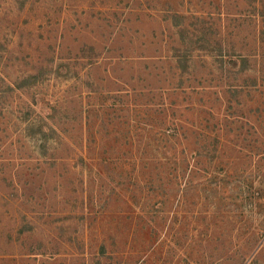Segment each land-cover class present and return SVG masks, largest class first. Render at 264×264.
<instances>
[{
	"label": "rangeland",
	"instance_id": "374dc122",
	"mask_svg": "<svg viewBox=\"0 0 264 264\" xmlns=\"http://www.w3.org/2000/svg\"><path fill=\"white\" fill-rule=\"evenodd\" d=\"M0 264H264V0H0Z\"/></svg>",
	"mask_w": 264,
	"mask_h": 264
}]
</instances>
